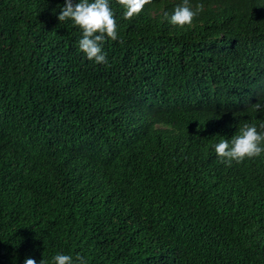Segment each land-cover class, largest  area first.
Segmentation results:
<instances>
[{"label": "trees", "instance_id": "obj_1", "mask_svg": "<svg viewBox=\"0 0 264 264\" xmlns=\"http://www.w3.org/2000/svg\"><path fill=\"white\" fill-rule=\"evenodd\" d=\"M182 2L109 0L97 64L65 0H0V264H264V153L215 152L264 121V0Z\"/></svg>", "mask_w": 264, "mask_h": 264}, {"label": "clouds", "instance_id": "obj_2", "mask_svg": "<svg viewBox=\"0 0 264 264\" xmlns=\"http://www.w3.org/2000/svg\"><path fill=\"white\" fill-rule=\"evenodd\" d=\"M125 9L124 19H131L143 11L144 6L152 3V0H118ZM203 4H196L195 8L190 0H183L182 4L175 7L169 17L164 12V19L171 24L184 26L191 25L194 17L203 11ZM59 22L70 19L75 26L82 30V39L79 40V49L87 59L97 64H107L106 54L102 51V45L106 38L113 41L119 39L117 23L114 13L109 6V0H79L73 4L72 0H65L64 7L57 16ZM122 42V41H120ZM264 96V82L254 86L246 98V102H255ZM255 112L264 111V103L256 102L252 105ZM215 152L222 163L231 166L233 162L240 163L245 158H254L264 153V121L257 124L244 123L239 134L231 140L222 139L216 146ZM55 264H87L83 256L57 254L54 257ZM24 264H37L34 258L26 257ZM39 264H44L41 260Z\"/></svg>", "mask_w": 264, "mask_h": 264}]
</instances>
